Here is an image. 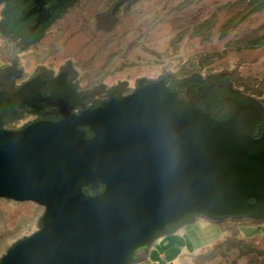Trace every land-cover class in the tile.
<instances>
[{
  "label": "water",
  "instance_id": "1",
  "mask_svg": "<svg viewBox=\"0 0 264 264\" xmlns=\"http://www.w3.org/2000/svg\"><path fill=\"white\" fill-rule=\"evenodd\" d=\"M26 1L35 29L65 0ZM166 80L57 122L0 127V197L45 207L0 264H136L200 216L264 220L263 105L243 98L218 118L204 100L222 85Z\"/></svg>",
  "mask_w": 264,
  "mask_h": 264
},
{
  "label": "flooded vegetation",
  "instance_id": "2",
  "mask_svg": "<svg viewBox=\"0 0 264 264\" xmlns=\"http://www.w3.org/2000/svg\"><path fill=\"white\" fill-rule=\"evenodd\" d=\"M181 1L174 4L169 0H65L58 9H50L47 22L34 29L37 15L33 14L35 7L31 1L0 0V35L7 43L4 54L8 61L0 69V100L4 104L0 108V127L17 131L38 120L57 122L66 116L101 108L114 97L125 98L163 78H167L168 86L183 90L194 91L202 84L219 83L222 89L214 91L215 95L225 87L229 93L239 91L230 84V78L224 72L208 74L205 78L197 71L186 76L181 70L159 69L140 62L146 57L150 62L158 59L145 52L144 43H151L153 24L164 17H161L164 11H168L165 21H171L174 32L179 33V46L185 24L177 22L182 18H175V9L181 6ZM55 2L50 0L47 6H54ZM19 9L23 14L18 21L16 14L11 16ZM135 21L139 22L138 26ZM121 27L124 29L122 34ZM146 50L155 53L151 46L147 45ZM13 51L20 56L12 57ZM33 51H37V55L40 53L39 64L26 70L20 64L21 57L31 55ZM171 57L168 53L159 59L170 63ZM179 57L185 58L174 56L175 59ZM119 59L124 62L118 63ZM127 62L135 68V80L128 79L129 75L126 78L116 76L117 71L122 73ZM139 64L149 66V69L137 70ZM150 73L155 76H149ZM106 75L107 81L102 80ZM27 116L33 119L16 127V123ZM89 135L94 136L92 131Z\"/></svg>",
  "mask_w": 264,
  "mask_h": 264
},
{
  "label": "rangeland",
  "instance_id": "3",
  "mask_svg": "<svg viewBox=\"0 0 264 264\" xmlns=\"http://www.w3.org/2000/svg\"><path fill=\"white\" fill-rule=\"evenodd\" d=\"M169 1L179 4L181 0ZM184 1L175 9V18H182L177 22L185 24L179 46V33L174 32L171 21H165L168 11L154 22L151 43H144L147 54L159 59L169 53L173 56L171 62L160 59L150 62L147 57L140 62L159 69L181 70L186 76L196 71L204 78L212 73L229 72L227 76L235 90L256 99L264 107V0ZM1 15L0 5V19ZM135 25L139 22L135 21ZM123 32L121 27V34ZM48 38L50 40V35ZM145 44L155 53L146 50ZM139 47L136 46L138 52ZM178 48H182L181 51L177 52ZM5 51L7 43L0 35V68L8 62ZM37 51L21 57L20 64L26 70L38 66L40 53L37 55ZM16 55L20 56L11 52L12 57ZM176 55L185 58L175 59ZM131 64L127 62L122 73L117 71L116 76L126 78L129 75L128 79L135 80L136 72ZM149 66L139 64L136 69L147 70ZM106 78L107 75L102 80ZM32 119L27 116L16 123V127ZM44 212L45 207L36 202L0 197V260L14 244L39 230V218ZM136 264H264V220L227 218L214 222L200 216L177 231L160 236L153 244L148 260Z\"/></svg>",
  "mask_w": 264,
  "mask_h": 264
},
{
  "label": "trees",
  "instance_id": "4",
  "mask_svg": "<svg viewBox=\"0 0 264 264\" xmlns=\"http://www.w3.org/2000/svg\"><path fill=\"white\" fill-rule=\"evenodd\" d=\"M20 12V9L18 11L13 12L12 16ZM222 89V88H221ZM228 87L223 88L222 92L218 95L213 94L211 98L205 99L204 103L207 106L208 110L213 113L215 117L218 118H225L228 117L233 109V106L238 101H242L243 98H245L243 101H253L255 103L256 100H254L251 97H247L245 95H242L239 91L236 92H228ZM259 104V103H257ZM87 194L91 195H97L99 192H94L93 189L90 187H87L85 189Z\"/></svg>",
  "mask_w": 264,
  "mask_h": 264
}]
</instances>
